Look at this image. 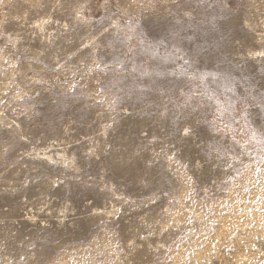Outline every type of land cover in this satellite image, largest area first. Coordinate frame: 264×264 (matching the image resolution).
<instances>
[{"label":"rangeland","instance_id":"rangeland-1","mask_svg":"<svg viewBox=\"0 0 264 264\" xmlns=\"http://www.w3.org/2000/svg\"><path fill=\"white\" fill-rule=\"evenodd\" d=\"M0 264H264V0H0Z\"/></svg>","mask_w":264,"mask_h":264}]
</instances>
